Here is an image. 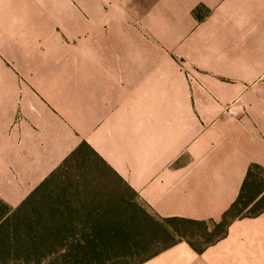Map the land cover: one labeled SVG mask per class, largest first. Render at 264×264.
<instances>
[{
  "label": "crops",
  "instance_id": "1",
  "mask_svg": "<svg viewBox=\"0 0 264 264\" xmlns=\"http://www.w3.org/2000/svg\"><path fill=\"white\" fill-rule=\"evenodd\" d=\"M82 143L150 215L218 223L264 171V0H0V201ZM141 264H264V213Z\"/></svg>",
  "mask_w": 264,
  "mask_h": 264
},
{
  "label": "trees",
  "instance_id": "2",
  "mask_svg": "<svg viewBox=\"0 0 264 264\" xmlns=\"http://www.w3.org/2000/svg\"><path fill=\"white\" fill-rule=\"evenodd\" d=\"M200 9L193 12L198 20ZM259 173L264 175L259 166L249 168L238 199L211 230H203L201 237L210 241L196 246L185 240L188 234L195 237L186 227L205 222L150 215L136 204L135 193L122 179L82 143L19 207L12 209L0 201V264H19L17 260L27 264H42L40 260L48 264H113L114 260L139 257L162 239L171 243L155 248L137 264L179 242L202 253L225 238L229 225L237 219L264 213L241 215L246 207L264 202V184L257 188ZM256 189L259 191L253 195Z\"/></svg>",
  "mask_w": 264,
  "mask_h": 264
},
{
  "label": "rangeland",
  "instance_id": "3",
  "mask_svg": "<svg viewBox=\"0 0 264 264\" xmlns=\"http://www.w3.org/2000/svg\"><path fill=\"white\" fill-rule=\"evenodd\" d=\"M257 183H258L257 188L261 187V186H262L261 188H263L264 175L262 173H259V176L257 177ZM258 191H259V189H256L255 192H253L254 193L253 195L257 194ZM135 202L137 205H139V202H137V201H135ZM260 210H264V202L260 203L258 205L252 204V205L246 207V209L244 211H242L241 215L242 216L252 215L253 213L260 211ZM214 224H217V223L209 222V223H206L205 225H189V228L186 227V229H190L191 234L194 233L195 237L192 238L188 234V236L185 237V240L193 242L196 246H200L202 243L209 242L210 238L209 237L202 238L201 234H202L203 230L206 228L211 230L213 228ZM175 240H178V238H176ZM170 243H171L170 239H162L161 241H159L157 243V245H154L156 247H153L150 250H146V251L142 252L139 255V257L127 259V260H114L113 264H137L138 262L141 261V259H143L147 256H150L152 253H154L157 250V249L155 250V248H162V247L169 245ZM34 261L36 262L37 260H34ZM40 261H42V264H48L49 263L47 260H40ZM17 263L27 264L26 260H17ZM29 264H32V262ZM35 264H38V262Z\"/></svg>",
  "mask_w": 264,
  "mask_h": 264
},
{
  "label": "built area",
  "instance_id": "4",
  "mask_svg": "<svg viewBox=\"0 0 264 264\" xmlns=\"http://www.w3.org/2000/svg\"><path fill=\"white\" fill-rule=\"evenodd\" d=\"M227 111H228L229 113L233 114V112L231 111V109H230V108H229Z\"/></svg>",
  "mask_w": 264,
  "mask_h": 264
}]
</instances>
